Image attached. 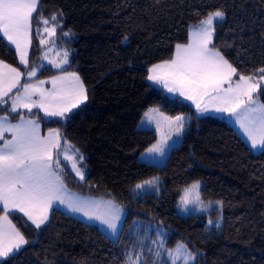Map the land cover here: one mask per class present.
<instances>
[{"label": "trees", "instance_id": "obj_1", "mask_svg": "<svg viewBox=\"0 0 264 264\" xmlns=\"http://www.w3.org/2000/svg\"><path fill=\"white\" fill-rule=\"evenodd\" d=\"M217 9L225 12V21L216 24L212 46L238 75H255L264 68V0H39L31 65L43 52L39 36L45 26L37 19H48L51 27L55 14V41L70 53L66 71L81 76L88 100L61 121L20 114L36 119L44 131H58L63 142L83 154L84 181L69 170L60 173L70 191L114 200L126 217L119 239L112 241L98 227L60 210L40 230L11 214L29 243L5 264H124L129 253L141 249L143 264H159L155 250L143 241L160 227L167 232L166 249L186 244L198 264H264V150L253 152L226 121L196 116L189 104L169 98L147 79L148 69L172 59L176 44L189 42L191 27ZM0 60L22 69L16 52L2 40ZM54 75L44 70L40 78ZM152 108L190 119L181 145L163 168L140 161L157 140L154 132L139 130ZM18 115L10 119L16 122ZM153 178L161 179L162 192L138 198L136 185ZM194 182L203 184V201L223 202L222 227L209 232L206 217L178 215V202Z\"/></svg>", "mask_w": 264, "mask_h": 264}, {"label": "snow or ice", "instance_id": "obj_2", "mask_svg": "<svg viewBox=\"0 0 264 264\" xmlns=\"http://www.w3.org/2000/svg\"><path fill=\"white\" fill-rule=\"evenodd\" d=\"M37 8L38 0H0V40L14 47L19 63L26 69L32 43L33 14L37 12ZM224 18L223 10L208 12L191 31L189 42L176 44L172 59L152 65L148 69L147 79L162 85L169 93H178L192 101L198 112L213 110L235 115L251 147L264 149V104L259 103L254 95L264 81V68L259 69L261 75L258 80L254 81L252 76L240 74L233 81L237 69L219 49L210 47L213 45L215 26ZM51 22L52 26L48 27V19L42 16L37 19L38 25L45 26L43 32L50 36L55 35L58 26L55 14L51 17ZM36 31L40 32L39 27ZM63 35L68 36L69 33L65 32ZM40 43L44 44L45 40L41 39ZM69 55L64 50L62 61L52 63L62 69L69 63ZM36 73L37 69L31 68L26 75L31 79ZM23 76L24 72L0 60V111L9 113L0 116V141H3L0 143V212L3 213L0 215V264H5L6 258L14 256L22 246L29 243L9 219V214L13 211L23 213L36 229H40L48 222L53 205L58 203L74 213L83 214L89 220L106 225L113 235L118 232V225L124 215V209L114 200H79L66 194V186L60 174L61 158L72 161L71 166L76 176L83 181L85 174L77 166L76 158L83 162L84 157L70 142L65 141L62 146L58 131H50L47 137H41L36 119H26L23 114H19L18 122L12 123L9 118L11 113H18L21 108L27 109L29 113L34 108L39 109L47 117H65L66 113L87 99L79 75L64 71L62 75L52 78L51 90L44 88L47 81L21 84ZM13 89L20 90L9 97ZM4 105L9 107L5 108ZM150 112L158 110L152 109ZM146 116L154 118L149 113ZM165 119L175 134L183 132V116H177L174 120L167 117ZM159 127L157 121V128ZM5 133H11V138L5 139ZM168 139H171L170 135L162 134L161 141L149 148L148 152L163 156ZM157 184L158 178H153L137 184L136 188L143 189L146 185ZM199 189V182L193 183L190 189H185V196L181 198L185 210L192 202L187 197L189 191L195 193L197 202H201ZM216 203L222 207V201ZM208 223L214 224L212 220ZM215 226L219 227V223L215 222ZM162 247L163 238L153 253L159 264H196V254L186 244H178L171 250L164 249L163 254L160 251ZM143 255V249L138 254L129 253L124 264H143ZM154 264L157 262L154 261Z\"/></svg>", "mask_w": 264, "mask_h": 264}, {"label": "rangeland", "instance_id": "obj_3", "mask_svg": "<svg viewBox=\"0 0 264 264\" xmlns=\"http://www.w3.org/2000/svg\"><path fill=\"white\" fill-rule=\"evenodd\" d=\"M224 21H225V18L221 22H224ZM221 22H219V23H221ZM214 37H215V33H214V36H213V41H214ZM59 46L58 47L53 46L48 51L43 52V54L40 57V61L35 66V68L37 70H41L40 73H43L44 70H51V71H53L55 73L57 71H61L62 69H64L65 67H67L69 65V63H70V58H69L70 55L68 57L69 63L67 65H64L62 69L61 68H57L55 66V64L52 63L53 61H55L56 63H60L62 61V59H63V52H64V50H66V48H64V46H62V45H59ZM45 55L47 56V58H45ZM59 73L60 72H58V74H56V75H54V76H52L50 78H47V80H49V79L52 80L51 78L63 74L62 72L60 74ZM260 75H261L260 72H258L255 75H253L252 77H253L254 81L258 80ZM79 77H80L81 81L83 82V80H82L80 75H79ZM238 77H239L238 74L236 76H234L233 77V81L237 80ZM150 84L153 87H155V88H157L159 90H162L163 92L166 91V89L160 84H156L153 81H151ZM83 85H84V82H83ZM44 88L48 89V90H51L52 89V84H51V86L49 88L45 87V86H44ZM84 88H85V85H84ZM262 89H264V81L261 82L257 93L254 94L256 96L255 98L259 101V103H262L260 101V98L258 97L262 93L261 92ZM85 90H86V88H85ZM86 94H87V91H86ZM165 94L171 99H179V100L183 101L184 103L189 104L193 108V110L195 111L197 116H201V117L210 116V117H214V118H217V119H220V120H224L229 125L232 124L233 127H235V129L238 131V133L241 136V138L243 139V141L249 147H251L250 141L248 140V138H247L246 134L244 133L243 129L240 128L239 123L237 122V117L235 115H230L229 113L215 112L213 110L201 113V112H198L196 110L195 104L192 101L187 100V99L185 100L184 97L180 96L178 93L174 94V93L167 92ZM87 100H88V98L83 103L79 104L78 107H82L83 105H85L87 103ZM78 107L72 109L71 112L66 113V116L63 117V118H61V117H56V118L55 117H47V116L44 115L43 111L38 110L36 108L34 110H32L31 113H29V112L28 113L31 114V115L38 113V115H40L43 118V120H45L46 122H49V121H52V120L61 121V120H65L68 117V115H70L72 112H74L75 109H77ZM152 109H156V108H152ZM152 109H149L148 111H146V113H149L154 118L153 119H149V117L146 116V114H145L144 121H142V123L139 125V130L140 131H145L144 129H148V130L152 129V130L156 131L158 133V141L155 142L154 144H157L158 142L161 141L162 134L170 135L171 139L167 140L163 156H161L159 153H149L148 150H147L141 155L140 161L142 163H144V164H147V165H152V166H155V167H158V168H163L165 166V164H166L167 158H168L169 154L171 153V151L181 145L182 140H183V136L182 135H184L185 128H184L183 132L180 133L179 135L175 134V132L172 129L169 128L168 120L165 119V117H167V118H171L172 120H174L175 117H169L167 115H164L158 109H157L158 112H150V110H152ZM157 121H159V124H160L159 128H157ZM184 124H185V120H184ZM185 127H186V124H185ZM252 149L254 150V148H252ZM256 149H259V148H256ZM263 150L264 149H259V153H261ZM76 159H77V166L80 167L84 171L85 179H86L87 178L88 167L86 165L85 159H83V162H79V158L78 157ZM62 163H64L65 165H62ZM71 165H72V161H70V160L69 161H65L63 158H61V169L70 170L75 175L76 179L79 180L80 182H82L79 179V177L76 176L75 171H74V169L72 168ZM199 184H200L199 192H200V200H201V202H197L196 201V197H195V193L192 192V191H189L188 194H187V197L192 202L187 205V210H185V207H184V204L182 202V199H180L179 202H178V215L181 216V217H184V218L198 216V217H206L208 219V221L212 220L214 222V224L210 225L208 223L209 232H211V230L213 228L222 227V225L224 224V214H223L222 207L220 205H218L217 203L206 202V201L202 200V198H201V190H202L203 184H202V182H199ZM190 186L187 187L186 189H190ZM162 189L163 188H162V185H161V179L158 178V184L157 185H155V186H147L146 185L145 188H143V189H136L137 197L138 198H142V197H144L147 194L159 195L162 192ZM184 196H185V190L183 192L182 197H184ZM17 215H19V214H17ZM20 216H22V215H20ZM76 217L79 219V221H80V219L83 220L84 222L83 221L82 222L87 224V225L93 226L96 223L97 224L100 223L99 221H96V220L95 221L94 220H89L87 217H85L83 215H76ZM125 217H126V213L124 211V215H123L122 221L118 225V232L115 235L112 234V232L110 231V229L107 228L106 225H103V224L100 223L101 227H102V230L104 231V234L109 239H111L112 241H117L119 239V236L121 234V230H122V227H123V223H124ZM26 222H27V225L30 228H32L34 230H38V229L34 228V226L31 225L27 220H26ZM215 222L219 223V227L215 226ZM153 232H154L153 229H151L149 231V234H147V236H146L147 239L145 241H143V246L146 248L149 245V247H152V249L156 251L158 245L160 244L161 238H163V247L160 249L161 253L163 254L164 253V249H166L165 246H164V244H165L164 242H165V239H166V236H167V232L162 227L157 228L155 230V232L154 233ZM152 235H154V238H152V240H151L150 237ZM153 241H156V243L154 244ZM181 255H182V253H181ZM195 260H196V264H198V255H196Z\"/></svg>", "mask_w": 264, "mask_h": 264}, {"label": "crops", "instance_id": "obj_4", "mask_svg": "<svg viewBox=\"0 0 264 264\" xmlns=\"http://www.w3.org/2000/svg\"><path fill=\"white\" fill-rule=\"evenodd\" d=\"M38 8H39V0H38ZM38 8H37V11H38ZM37 13V12H36ZM36 13H34L33 14V17L36 15ZM221 22V21H220ZM195 28V26H193V27H191V29H190V33H191V31L193 30ZM190 33H189V39H190ZM56 34L57 33H55V35H52V36H50V35H48L47 33H44L43 32V30L40 32V36H39V44H40V46H41V48H43V52H45V51H48L51 47H53V46H55V47H58L59 46V44H57L56 43V41H55V37H56ZM41 39H43V40H45V43L44 44H41L40 43V40ZM31 41H32V43H31V46H30V48H29V51H28V61H29V65H28V68L26 69L25 68V66L24 65H21L20 63V67L22 68L20 71L21 72H24L25 73V76H23L22 78H21V84H23V83H38L39 81H47V83H45L44 84V86L45 87H50L51 86V80L49 79V80H47V79H41L40 78V72H41V70H37V73H36V76H34V77H32L31 79H29L28 77H27V75H26V73H27V71L29 70V69H31V68H35V66H33V65H31V53H32V50H33V45H34V42H35V39H34V29H33V31H32V34H31ZM10 48H12L13 50H14V47L13 46H11V45H9V44H7ZM60 47V46H59ZM210 47H211V45H210ZM15 51V50H14ZM43 52H42V54H43ZM17 54V53H16ZM17 56H18V54H17ZM174 57V56H173ZM70 58V57H69ZM18 60H19V56H18ZM69 66V65H68ZM67 66V67H68ZM67 67H65L64 69H62L61 71H57V72H55L56 74H58V72H62V73H64V71H66V69H67ZM59 73V74H60ZM58 76H60V75H58ZM52 79V78H51ZM151 82V81H150ZM149 82V83H150ZM155 85V84H154ZM20 89H13V91L11 92V93H9V97H11L12 95H14L17 91H19ZM165 91V90H164ZM168 91H167V89H166V91H165V93H167ZM9 97H6V99H8ZM256 97V96H255ZM33 99H38V97H33ZM185 99V98H184ZM186 100V99H185ZM4 107L5 108H7V107H9V105H4ZM80 107H78L77 109H75V111L76 110H78ZM35 109V108H34ZM33 109V110H34ZM39 110V109H38ZM74 111V112H75ZM28 112V110L27 109H23V108H21V109H19L18 110V113H11V115H16V114H20V113H27ZM73 113V112H72ZM71 113V114H72ZM145 114H146V112H145ZM145 114H144V116H143V118H142V120H141V122H140V124L142 123V121H144V117H145ZM196 114V113H195ZM4 115H9V113L8 114H4ZM165 115V114H164ZM0 116H3V114L1 115L0 114ZM69 116V115H68ZM197 116V115H196ZM185 117V124H186V127H184L185 128V132H184V135H182L183 136V139H184V136H185V134H186V132H187V128H188V125L190 124V119L188 118V117H186V116H184ZM198 117H201V116H198ZM207 117H210V116H207ZM10 118V117H9ZM56 118V117H55ZM26 119H27V117H26ZM52 120V119H51ZM10 121L12 122V123H17L18 121H16V122H14V121H12L11 119H10ZM39 123V122H38ZM139 124V125H140ZM230 126L236 131V133L239 135V133H238V131L235 129V127H233V125L232 124H230ZM145 131H150V132H154L155 133V135H156V138H157V140H156V142L158 141V133L156 132V131H154V130H152V129H150V130H148V129H144ZM39 132L41 133L40 135H41V137H47L48 136V134H49V132L50 131H44V129H43V127H42V125L39 123ZM53 132H57V131H55V130H53ZM240 136V135H239ZM11 138V133H5V139H10ZM240 138H241V136H240ZM60 139H61V145L63 146L64 145V143L65 142H63V140H62V138H61V136H60ZM242 139V138H241ZM243 140V139H242ZM183 141V140H182ZM0 143H3V141H0ZM246 144V143H245ZM247 145V144H246ZM248 146V145H247ZM249 147V146H248ZM75 148V147H74ZM249 148H251V147H249ZM252 149V148H251ZM253 150V149H252ZM253 152H255V153H259V149H254L253 150ZM62 165H65L64 163H62ZM70 171V170H69ZM71 172V171H70ZM75 176V175H74ZM64 182V181H63ZM64 185H65V183H64ZM66 186V185H65ZM66 194L68 195V196H70L71 198H73V199H79V200H94V201H99V200H101L102 198H93V197H88V196H83V195H80V194H77V193H74V192H72V191H70L67 187H66ZM103 200H109V199H103ZM54 210H60V211H62L63 213H65V214H67L68 216H70V217H72V218H74V219H78L77 217H76V215H83V214H81V213H74V212H72L71 210H69L67 207H65L64 205H60V204H54L53 205V208H52V210L50 211V213H49V219H50V216H51V214H52V212L54 211ZM11 214H19V215H22L31 225H33L32 223H31V221H29L28 219H27V217L26 216H24V214L23 213H20V212H18V210H16V211H13V212H11L9 215H11ZM84 216V215H83ZM10 219V218H9ZM79 220V219H78ZM80 221H83V220H81L80 219ZM95 221V220H94ZM48 222H49V220H48ZM47 222V223H48ZM84 222V221H83ZM47 223H46V225H47ZM100 224V223H99ZM99 224H94L93 226H96V227H98L103 233H104V231L102 230V227H101V224L99 225ZM46 225H42L41 226V228H43L44 226H46ZM34 226V225H33ZM34 228H35V226H34ZM40 228V229H41ZM40 229H38V230H40ZM26 245H24V246H22V248H21V250L25 247ZM20 250V251H21ZM11 257V256H10ZM9 257V258H10ZM6 259H8V258H6Z\"/></svg>", "mask_w": 264, "mask_h": 264}]
</instances>
